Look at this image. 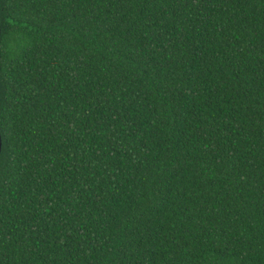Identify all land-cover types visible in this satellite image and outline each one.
I'll use <instances>...</instances> for the list:
<instances>
[{
  "label": "trees",
  "instance_id": "trees-1",
  "mask_svg": "<svg viewBox=\"0 0 264 264\" xmlns=\"http://www.w3.org/2000/svg\"><path fill=\"white\" fill-rule=\"evenodd\" d=\"M0 264H264V0H0Z\"/></svg>",
  "mask_w": 264,
  "mask_h": 264
},
{
  "label": "water",
  "instance_id": "water-1",
  "mask_svg": "<svg viewBox=\"0 0 264 264\" xmlns=\"http://www.w3.org/2000/svg\"><path fill=\"white\" fill-rule=\"evenodd\" d=\"M1 145H2V143H1Z\"/></svg>",
  "mask_w": 264,
  "mask_h": 264
}]
</instances>
